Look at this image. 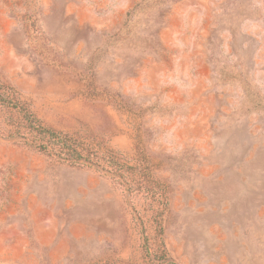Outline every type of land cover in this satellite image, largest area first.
<instances>
[{
  "label": "rangeland",
  "instance_id": "374dc122",
  "mask_svg": "<svg viewBox=\"0 0 264 264\" xmlns=\"http://www.w3.org/2000/svg\"><path fill=\"white\" fill-rule=\"evenodd\" d=\"M0 98V264H264V0H0Z\"/></svg>",
  "mask_w": 264,
  "mask_h": 264
},
{
  "label": "trees",
  "instance_id": "16d2710c",
  "mask_svg": "<svg viewBox=\"0 0 264 264\" xmlns=\"http://www.w3.org/2000/svg\"><path fill=\"white\" fill-rule=\"evenodd\" d=\"M5 101L0 98V104H4ZM23 117L28 123L29 130L27 131V134L31 136L32 142L40 143L39 145H49L50 143L55 144V149H57V153L60 156H65L68 159H71L73 161H77L78 159H81L82 156L79 154V152L71 147L70 145L66 144L65 139L59 138V136L47 129L42 127L40 124L37 123L35 118L30 113H23ZM44 144V145H43ZM57 147V148H56ZM118 171V170H114ZM116 173V172H114ZM156 214L159 213V210L155 211ZM165 264H172L171 262H166Z\"/></svg>",
  "mask_w": 264,
  "mask_h": 264
}]
</instances>
